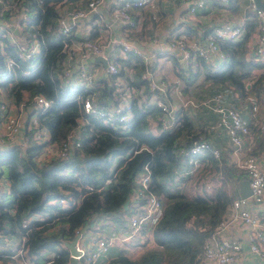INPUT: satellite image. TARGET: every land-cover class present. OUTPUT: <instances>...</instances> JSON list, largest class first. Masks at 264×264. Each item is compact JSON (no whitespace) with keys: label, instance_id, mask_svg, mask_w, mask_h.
<instances>
[{"label":"trees","instance_id":"trees-1","mask_svg":"<svg viewBox=\"0 0 264 264\" xmlns=\"http://www.w3.org/2000/svg\"><path fill=\"white\" fill-rule=\"evenodd\" d=\"M54 1L41 0V6L34 2L25 4L31 12L32 23L39 25V51L30 59L22 60L7 45L0 51V70L4 69V56L12 57L15 66L10 72L15 81L7 86V93L15 105L22 103L27 107L37 94L51 101L37 115L39 127L48 132L50 143L59 146L69 135L80 133L79 145L67 155L55 156L39 165L34 156L43 143L38 144L31 139L28 142L24 136L22 148L12 145L0 149V244L3 245L0 258H12L15 250L22 245L26 255L37 262L42 259L38 256L39 251L48 250L53 254L47 264H68V252L63 243L73 238L75 229L86 225L93 216L107 215L112 220H120L121 214L122 217L130 215L129 205L123 209L122 203L136 188L135 177L146 166L149 188L162 202V215L151 229L156 247L145 249L136 258L117 254L107 260L105 256L97 264H196L195 257L205 238L235 196L231 183L235 177L243 176L242 172L227 164L222 157L216 160L207 154L202 158L201 166L183 178L182 185L176 187L171 184L173 170L182 166L179 149L186 147L190 139L196 136L209 140L203 133V124L197 125L195 119L190 118L197 109L190 112L177 107L173 111L177 123L171 130L161 129L164 114L159 107L135 101L130 103L129 123L124 129L118 126L124 125V122L108 121L98 115L85 114V125H80L77 121L79 103L69 98L81 87L71 89L62 85L55 74L58 72L57 60L61 56L63 37L55 32L57 13L52 6ZM86 1L70 0L64 5L83 7ZM236 2H229L233 10L239 6ZM158 8L155 3L152 9L143 8L142 18L146 16L145 9L151 10L150 18L157 23ZM247 10L245 14H251ZM134 15L131 17L134 18ZM255 23L252 14V19L245 22L246 33L254 29ZM165 40L167 42L168 38ZM217 45L225 56L213 70L197 56L190 63L195 68L185 69L190 62L187 59L184 70L177 69L178 61L171 58L172 66L176 67L175 74L185 85L180 93L186 92L198 77L208 83V94L224 89V83L242 92L250 81V72L264 66L263 60L245 56V38L235 42H219ZM161 55L168 58L173 54L163 52ZM117 61L133 69V78L128 81L143 85L145 98L154 94V90L150 91L146 81L140 77L145 67L137 57L127 54ZM153 62L147 63L149 70L154 69ZM28 65H32V68L23 73ZM262 76L264 74H258L254 81ZM10 79L11 74L0 85L6 86ZM253 84H250V90ZM104 88L97 96L98 99H105L106 104L110 87L105 84ZM193 127L198 131L196 136ZM188 136H191L190 139ZM204 171L215 174L210 189H207L209 184L201 176ZM106 179L108 182H105ZM195 181L199 185H195ZM191 182L192 190L186 192L184 186ZM59 197H70L77 203L71 207L62 206L56 203ZM55 225L56 229L47 232Z\"/></svg>","mask_w":264,"mask_h":264},{"label":"built area","instance_id":"built-area-1","mask_svg":"<svg viewBox=\"0 0 264 264\" xmlns=\"http://www.w3.org/2000/svg\"><path fill=\"white\" fill-rule=\"evenodd\" d=\"M67 1L56 0L52 3L57 13L55 32L63 37L57 67L58 74L64 80L74 79L83 85L81 90L74 92L69 98L79 103L77 121L80 125L84 124L85 114L98 115L108 121L125 123L130 117V103L135 101V103L145 102L159 107L164 114L161 118L163 129L174 126L177 118L173 117L172 104L166 100L164 82L160 77H153L146 67L151 58L156 56L155 52L151 49L144 52L138 44L127 40L132 31L140 29L143 8L152 9L155 0H108V4L107 0H87L83 7L65 6ZM166 1L176 3V5L183 3L185 5L184 18L188 17L192 21H194L192 14L195 9L205 10L211 3L222 7L230 2V0ZM244 1L238 0L236 3L242 7L243 12L248 9L247 11L251 14L244 12L242 17L234 23L223 21L199 33H190L184 31L183 28L179 31H171L167 40L170 48L166 47L165 54L170 55L172 51H177V55L185 61L184 63H187V59L191 61L197 56L207 64L219 65L225 55L218 49L217 44L240 41L245 38V56L247 58L257 57L264 61V9L256 8L252 0ZM29 2L41 6V0H0V51L9 45L13 48L15 56L22 60L30 59L39 51L37 40L39 25L32 23L31 12L25 5ZM106 4L107 11L104 16L102 9ZM134 13V18H132L131 15ZM226 14L230 15L228 12ZM252 14L256 19L254 33H246L245 22L252 19ZM24 28L31 29L33 36L24 35ZM20 34L23 36L18 40L17 37ZM96 38L107 40L106 45L100 42L94 43ZM156 41H158L157 38L152 39L153 43ZM114 48L116 52L112 56L110 52ZM127 54L137 57L144 65L141 79L146 81L150 91L155 90L160 96L155 94L145 98L143 86L128 81L133 78V69L122 66L117 61L124 59ZM96 58L99 60H95ZM98 62L102 63V67ZM3 63L4 69L0 70L2 73L0 83L11 74L12 79L6 82L9 86L15 81L13 73L10 72L15 63L10 56H4ZM30 68L32 65H28L23 73H27ZM255 78L256 76L245 84V90L238 92L234 100L229 98L231 94L228 92L233 87L225 84L222 85L224 89H217L202 100H194L188 96L179 100L180 107L183 109L190 111L201 107L210 115L203 129L219 131L226 136L230 149L227 164L244 173L251 191L246 197L235 195L230 200L219 221L205 238L200 252L195 257L196 264H232L238 259L241 241L227 233L228 227L235 222L247 227L245 237L247 249L264 260V210L256 211L253 208L254 205L261 204L264 200V160L262 161L250 147L251 136L248 126L249 117L255 115L260 101L264 100V76L256 79L261 88L257 92L250 90V84L254 83ZM174 83L175 94H181L177 87L179 82L175 80ZM105 84L110 87L109 101L106 104H104L105 99H98L97 96L105 89ZM29 103L27 107L22 103L16 105L17 113L14 114L9 113L8 102H0L2 127L0 144L2 146L17 145L22 148L25 130L32 131V139L35 143L40 141L41 127H39L37 115L42 113L51 101L37 94L31 98ZM239 105H247L249 117L241 113ZM28 107L27 114L25 109ZM26 114L27 118L23 117ZM256 126L264 129V115L257 119ZM197 133L196 130L194 135L196 136ZM190 137L187 138L190 139ZM79 138L80 133H74L59 146L52 143L56 156L67 155L69 151L77 149ZM245 141L248 143L246 146H244ZM134 151L133 149L132 152ZM178 153L181 156L182 166L173 170L171 179V184L176 187L182 185L185 176L194 173L201 166L202 158L207 154L216 160L220 159L221 147L212 145L209 140L202 139L201 136H196L190 139L186 147L180 148ZM125 158L127 159L126 156ZM135 180L137 186L127 198L130 215L126 217L124 225L119 228L116 226L105 235L95 231L87 234L84 240L81 230H74V235H78L74 243L77 251L74 257L80 264H97L115 242L131 245L136 243L142 235H151L152 227L162 215V202L149 188V174L146 166L143 167L142 172L137 174ZM105 182H108L107 179ZM56 203L71 207L77 201H73L70 197H59ZM12 257L17 259L18 264H34L33 257L26 255L22 245L15 250ZM50 261L51 259H47L44 264Z\"/></svg>","mask_w":264,"mask_h":264},{"label":"crops","instance_id":"crops-1","mask_svg":"<svg viewBox=\"0 0 264 264\" xmlns=\"http://www.w3.org/2000/svg\"><path fill=\"white\" fill-rule=\"evenodd\" d=\"M68 1H70V0H68ZM239 1H242V0H239ZM108 2L109 1L107 0V4H108ZM262 2H264V0H262ZM107 4L102 9V13L104 14V16H105V13L107 11L106 10ZM155 4H157V7H159L158 8L159 9V11H158L159 20L157 21V23L153 22L150 18L152 11L145 9L144 11H145L146 16L142 20L140 29L138 31H133L132 34H129V37L127 38V40L133 44H138V46L144 52H148L151 49L152 51H154L157 54L155 57L151 58V61H150V63L152 62V60L154 61L153 62V64L155 65L154 69L149 70L148 67H147V69L152 74L153 77H160L163 82H164V80H163L162 74H161L162 71L159 70V67L163 68L164 66H166L164 68H168V69H170V72H174V69L176 67L174 68L173 67L174 65L172 66V62L170 63V60L172 57L176 58V60L178 61L177 69L182 68L184 70V64H185L178 55H174L173 53H172L173 55L170 54L171 56L168 58L163 57L161 55V53L166 52L167 42L165 39L169 37V33L171 31H179L183 28L184 31H187L190 33H199L201 30L204 31L205 29H208L209 27L217 26L220 23H222L223 21H225V22L229 21L230 23H234L235 21L239 20L243 14L242 9H240V8H239L240 12H238V13H236V11H232L230 4L220 7V5H213V3H211V5L205 10L204 9H195L194 13L192 14V16H194V21H192L188 17L184 18L185 14L183 13V11L185 10V5L183 3H180L179 5H175V4H169L166 0H155ZM235 9H237V8H235ZM239 9L237 11H239ZM226 12H228L230 15L226 14ZM251 33H254V29L251 31ZM153 38H157L158 41L153 43L152 42ZM115 52H116V48H114L110 52V55L113 56ZM95 60H99V59L96 58ZM98 63L100 65V67H102V63L101 62H98ZM190 63H191V61L189 62V64L187 63L185 65V69L186 68H191V69L195 68ZM207 65L210 66V69H212V70L218 66V65H211V64H207ZM263 70H264V66L254 68L253 71L250 72L251 75H250L249 80H252L253 77L257 76L258 74L260 76L263 75L264 74L262 72ZM143 72H144V70L141 71L140 76ZM183 73H184V71H183ZM55 74H56L57 80L60 84L67 85L71 89L77 88L78 86L83 88V85L77 83L76 80H74V79L64 80L60 76V74H58V72H56ZM1 75H2V73H0V76ZM198 78H200V80L202 81V83L199 85V88H201V90L198 87H196V88L190 89L188 91V95L185 94L186 96L191 97L194 100H202V99L206 98L208 95V93H207L208 83L205 82L201 77H198ZM224 84L232 86L229 83H224ZM213 86L214 85H212V87ZM0 87H1L0 102H2V101L8 102L9 111L13 112L14 114L17 113L16 105H15V103H11V99L9 97V94L7 93V84H6V86L0 85ZM260 88H261V86L258 83V81H254L253 89H252L253 92H257ZM228 92H230V94H231L229 96V98L231 100H234L235 95L241 91H238L234 88V89H229ZM155 94H156V96H160V94L154 90V94H152V95H155ZM181 94H184V93H181ZM197 95H200L199 98H196ZM176 98L178 101L180 100V98L177 97V95H176ZM171 104H172L173 111L175 109H177V107H180V104H178V105H174L173 103H171ZM238 107H240L241 113L244 116H248V117L250 116L247 105H239ZM25 111L28 114L29 107L26 108ZM191 111H194V110H190V112ZM27 114L24 115L23 117L27 118ZM263 115H264V100H261L255 115L249 117L248 126H249L250 136H251V139L249 140L250 147H251V149H253V151L257 154V156L262 161L264 160V129H261V127L256 126V123H257V119ZM195 116H197V117L195 118ZM190 118L195 119V123L197 125H199V124L204 125L205 122H207L210 119V115L205 111L204 108L200 107L197 109L195 115L193 117H190ZM173 128H174V126L172 125L169 128V130H171ZM161 129H163V128L161 127ZM192 129H194L196 131V129L194 127ZM0 131H2L1 125H0ZM40 133H41V139H40V141H37L36 143H38V144L43 143V144H42L40 151L34 156V160L38 165L42 164L43 162H46L47 160L53 159L56 156V151H55L52 143L49 142L48 132L44 128H40ZM203 133H204L205 137L210 140V143L212 145L217 146V147H221L220 158L222 157L226 162L229 161L230 149H229V143H228L226 136L219 131L216 132V131L204 130ZM31 135H32L31 130H27V131L25 130L23 133V137L25 136V139L28 140V142L30 139L33 141ZM247 144H248L247 141H245L244 146H246ZM5 147H7V146H2L0 144V149L5 148ZM242 175L243 176L238 177V178L246 179L243 172H242ZM235 178L233 179L231 186H232V189H234V191H235L234 195L238 196ZM5 185H6V187L8 186L6 181H5ZM3 189H5V186L3 187ZM253 208L256 211L259 209L264 210V200L261 204L254 205ZM109 220H111V221H109ZM101 221L104 224H108L109 222H110V224L100 227ZM125 222H126V217H122V214H121L120 220H112L111 217H109L107 215L93 216L87 221L86 225L81 227L82 229L84 228L82 231V239L84 240L85 236L87 234L94 233L95 231H97L99 234H101L102 231H108V233H109V231H111L113 228H115L116 226L119 228L123 224H125ZM56 227H57V225L49 228L47 230V232H52L54 229H56ZM246 228L247 227L245 225H243L242 223L235 222L234 224L229 226L227 229V233L230 236L235 237L239 241H241L239 257L232 264H264L263 259H261L259 256H257L256 253L251 252L247 249V243L245 241V237H246V233H247ZM142 233H143V230H142ZM0 245H1L0 246V249H1L3 247V245L2 244H0ZM150 247H156L155 243L152 240V236L151 235H142L136 243H132L131 245H129V244L122 245L119 242L113 243V245L111 247H109L105 256L107 257V260L116 256L117 254H123L129 258H136L140 255V253L142 251H144L145 249L150 248ZM263 248H264V245H263ZM52 254L53 253L51 251L41 250V251H39L38 256H39V258H41V257L44 258V256H45V260H47L48 258L52 257ZM0 264H18V263L13 257L10 259L1 257L0 258Z\"/></svg>","mask_w":264,"mask_h":264},{"label":"rangeland","instance_id":"rangeland-1","mask_svg":"<svg viewBox=\"0 0 264 264\" xmlns=\"http://www.w3.org/2000/svg\"><path fill=\"white\" fill-rule=\"evenodd\" d=\"M242 9V7H238L237 9H235V10H233V7H231V10L232 11H236V13H238V12H240V9ZM239 9V11H237ZM61 12V11H60ZM85 22H86V20H85ZM23 34L24 35H27V36H29V37H32L33 36V31L31 30V29H29V28H24V30H23ZM22 34H20L18 37H17V39L18 40H20L21 38H22ZM97 42H100L102 45H106V43H107V40H104L103 38H96V39H94V43H97ZM170 45L168 44V42H167V44H166V47L167 48H170L169 47ZM172 53L174 54V55H177V51H172ZM164 62V61H163ZM165 63V62H164ZM170 63H171V60H170ZM164 67H166V66H164ZM161 68V67H159V70H161L162 72H161V74H162V78H163V80H164V86H165V97H166V99L168 100V101H170L171 103H173L174 105H178L179 104V101L177 100V98H176V94L174 93V90H175V83H174V81L175 80H177V82H179L178 83V89H183L184 88V84H183V81L174 73V72H170V69H168V68ZM166 69V70H165ZM173 73V74H172ZM202 83V81L200 80V78H198L196 81H195V83L192 85V86H190V87H188L187 89H186V92H184L185 94H188V90H190V89H193V88H196V87H198L199 88V85ZM200 90H201V88H199ZM185 94H179L178 93V95H177V97H179L180 99H185L186 98V95ZM147 96H149V95H147ZM152 96V95H151ZM199 96L200 95H197L196 96V98H199ZM8 111H9V104H8ZM9 113H13V112H10L9 111ZM105 121V123H106V120H104ZM127 123H129V119L125 122V124L123 125H121V124H119L118 126L119 127H123V129H124V126L127 124ZM1 125V124H0ZM117 126V127H118ZM92 130H95L94 128H91ZM214 175L215 174H213L212 172H203V174L201 175V176H203L204 177V180L206 181V183H208L209 184V187L207 188V189H210L211 188V184H212V182H213V180H214ZM195 183V185H199L198 184V182L197 181H195L194 182ZM192 182L189 184V185H186V186H184V190L186 191V192H188V191H191L192 190ZM109 221H111V220H109ZM112 223V222H111ZM108 224H110V222L108 223ZM108 224H104L102 221H101V225H100V227L101 226H104V225H108ZM110 232V231H109ZM108 233V231H102V235H105V234H107ZM1 246V245H0ZM12 247H13V245H12ZM11 248V247H10ZM13 249V248H12ZM85 251H87V249L85 248ZM52 257H50V258H48V259H51ZM43 261V262H42ZM44 261H46L45 260V256H44V258H42V259H39V262H37V261H35V260H33V263L34 264H44ZM80 264V263H79Z\"/></svg>","mask_w":264,"mask_h":264},{"label":"water","instance_id":"water-1","mask_svg":"<svg viewBox=\"0 0 264 264\" xmlns=\"http://www.w3.org/2000/svg\"><path fill=\"white\" fill-rule=\"evenodd\" d=\"M253 4L256 8L264 9V2L260 0H252ZM98 59V58H97ZM236 185H237V194L239 197H246L250 194V188L248 186V182L246 179H241L236 177L235 178ZM127 199L124 200L122 203V208L126 209L127 207ZM84 229V228H83ZM82 228H80L81 232L83 231ZM78 235H74L73 238L67 242H64V246L68 252V264H79V262L76 260L74 255L76 254V250L74 247L75 240L77 239Z\"/></svg>","mask_w":264,"mask_h":264},{"label":"clouds","instance_id":"clouds-1","mask_svg":"<svg viewBox=\"0 0 264 264\" xmlns=\"http://www.w3.org/2000/svg\"><path fill=\"white\" fill-rule=\"evenodd\" d=\"M64 244V243H63Z\"/></svg>","mask_w":264,"mask_h":264}]
</instances>
